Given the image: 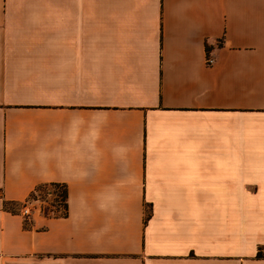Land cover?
I'll use <instances>...</instances> for the list:
<instances>
[{
    "label": "crops",
    "instance_id": "1",
    "mask_svg": "<svg viewBox=\"0 0 264 264\" xmlns=\"http://www.w3.org/2000/svg\"><path fill=\"white\" fill-rule=\"evenodd\" d=\"M0 188V264H264V0H0Z\"/></svg>",
    "mask_w": 264,
    "mask_h": 264
},
{
    "label": "trees",
    "instance_id": "2",
    "mask_svg": "<svg viewBox=\"0 0 264 264\" xmlns=\"http://www.w3.org/2000/svg\"><path fill=\"white\" fill-rule=\"evenodd\" d=\"M48 192L50 193L48 195ZM48 200V202L54 206L55 214L65 215L67 213V188L64 183L49 181V182H40L38 183L28 194L25 200ZM5 209L15 211L19 209V205L17 202L6 201L3 204ZM53 212L52 207L50 208ZM46 213H49L48 208H46ZM27 219V218H26ZM26 224L28 221L25 220ZM256 257H264V253H262V246L258 247V250L255 254Z\"/></svg>",
    "mask_w": 264,
    "mask_h": 264
},
{
    "label": "built area",
    "instance_id": "3",
    "mask_svg": "<svg viewBox=\"0 0 264 264\" xmlns=\"http://www.w3.org/2000/svg\"><path fill=\"white\" fill-rule=\"evenodd\" d=\"M209 61H211L212 59L209 57L208 58ZM3 193L2 190L0 188V202L3 198ZM49 205V202L47 200H23L20 204H19V212L21 214H23V216H25V218H29L31 216V214L33 213V211L37 208H39L40 210H42L43 212L46 211V207Z\"/></svg>",
    "mask_w": 264,
    "mask_h": 264
},
{
    "label": "rangeland",
    "instance_id": "4",
    "mask_svg": "<svg viewBox=\"0 0 264 264\" xmlns=\"http://www.w3.org/2000/svg\"><path fill=\"white\" fill-rule=\"evenodd\" d=\"M50 193L48 192V195H49ZM43 200H45V199H43ZM48 201V200H47ZM52 207V209H53V211H54V206H52L50 203H49V205L47 206V208H48V210H49V212H51V208ZM46 212V211H45ZM259 246H262V253H264V245H259Z\"/></svg>",
    "mask_w": 264,
    "mask_h": 264
}]
</instances>
